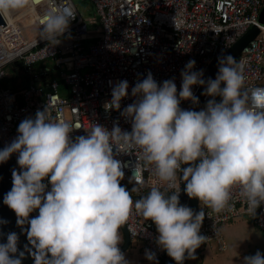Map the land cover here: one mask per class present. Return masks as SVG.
Listing matches in <instances>:
<instances>
[{
    "label": "clouds",
    "instance_id": "9594fccd",
    "mask_svg": "<svg viewBox=\"0 0 264 264\" xmlns=\"http://www.w3.org/2000/svg\"><path fill=\"white\" fill-rule=\"evenodd\" d=\"M29 4L0 0V17ZM73 18L56 0H48L39 21L41 39L59 44ZM217 61L215 78L205 80L204 70L193 71L196 61L189 60L180 73L179 92L174 78L158 84L149 71L131 89L134 102L121 112L131 131L118 123L111 130L92 123L87 135L73 138L71 133L81 126L53 118L47 108L22 120L16 138L0 150V163L18 154L20 171L12 170L13 186L3 203L14 211L18 226L28 225L22 228L28 244L19 251L18 234L7 233L6 243H0V264H22L25 253L34 264H130L119 245L120 229L133 210L155 224L157 245L176 264H183L186 253L195 259L196 250L208 240L200 234L205 212L180 203L178 180L185 182L189 198L217 214L233 210V193L238 191L254 217L264 203V87H246L244 61L223 53ZM109 84L111 100L105 108L119 111L129 83ZM194 85L202 86V95L211 99L200 111L182 109V100L199 103ZM133 150L140 152L143 163H136L130 177L135 181L132 192L145 187V169L175 190L153 186L133 200L121 185L127 165L116 158ZM36 210L38 215L30 217ZM7 223L0 219V225ZM145 257L156 260L149 250ZM243 264H264V254L246 256Z\"/></svg>",
    "mask_w": 264,
    "mask_h": 264
},
{
    "label": "built area",
    "instance_id": "2783aa9c",
    "mask_svg": "<svg viewBox=\"0 0 264 264\" xmlns=\"http://www.w3.org/2000/svg\"><path fill=\"white\" fill-rule=\"evenodd\" d=\"M89 1L96 9L93 19L86 18L73 0H56V6L74 18L55 46L42 40L39 31V21L48 10V0H30L26 8L2 17L6 24L0 25V143L3 147L16 138L22 120L34 118L37 110L45 108L53 118L81 126L71 133L73 138L87 135L92 123L109 130L118 123L122 130L131 131L130 121L121 112L136 99L131 89L138 80L146 78L149 71L158 84L174 78L179 92L180 73L189 60L196 61L193 71L203 69L205 74L207 67L253 26L259 27V33L235 59L246 63V87H264V24L259 25L264 0ZM95 24L96 28L91 27ZM15 62L20 65L15 66ZM39 64L41 67L37 69ZM9 67L21 76L14 88L4 86ZM53 70L57 72L55 75ZM122 80L128 81L129 94L122 99L121 109H106V102L111 100L109 82ZM46 88L49 92H45ZM199 89V85L192 87L195 96ZM209 99L211 97H205L203 108ZM191 106V100L181 101L182 109H191ZM17 156L12 154V159L20 171ZM139 157L138 150L116 156L127 165L121 185L133 200L146 195L153 186L167 189L166 183L158 181L145 169L142 171L145 187L132 192L135 181L130 182V177ZM177 187L181 193L179 180ZM231 203L232 211L217 214L199 201V211L203 208L205 212L200 234L208 240L196 254H203L213 243H217L219 251H225L227 246L221 228L241 217L252 218L264 232V203L256 209L254 217L247 213L238 191H234ZM37 215L38 210L30 217ZM125 226L131 240L142 242L145 250L155 253L156 260L150 264H160L166 251L156 243L155 224L133 210Z\"/></svg>",
    "mask_w": 264,
    "mask_h": 264
},
{
    "label": "water",
    "instance_id": "95a60500",
    "mask_svg": "<svg viewBox=\"0 0 264 264\" xmlns=\"http://www.w3.org/2000/svg\"><path fill=\"white\" fill-rule=\"evenodd\" d=\"M263 24H264V7L261 11L260 19H259V25H263ZM0 25H2V27L6 25L2 17H0ZM258 33H259V27L253 26L229 50H227L225 54H229L234 58H236L241 53V51L248 45V43L257 36ZM14 65L18 66L20 65V62H15ZM217 70H218V61L216 59L212 64H210L207 67L204 74V79L207 80V78L209 77L214 79ZM59 84L62 85L63 81L60 80ZM203 90H204L203 87L200 86V89L196 95L199 98V103L198 104L192 103L191 110L200 111L203 108L204 99L206 97L205 95H202ZM45 92H49V89L46 88ZM3 148L4 147L0 143V150H2ZM187 166L188 165H182V168ZM13 169L19 171V169L14 164L12 155L6 162L0 163V219L6 220L8 222L7 224L0 225V232L4 234L3 236H0V243H6L7 233L16 232L19 236L18 250L23 251L24 246L28 244V240L26 233L22 231V228L26 229L28 225L25 224L23 226H18L16 223L17 217L14 211H12L7 205L3 203L4 195L7 192H9L13 186L12 185ZM180 176H182V172L180 173ZM184 188H185V182L181 180V193L179 199L180 203L182 205H186L190 207L191 209H193L194 212H199V200L196 198H189L185 193ZM121 228L125 236V245L121 248V251H125L129 248L131 239L126 226L124 225ZM29 247H31V245H29ZM185 256L186 259L184 260L183 264H188L190 259L187 258V253L185 254ZM22 264H34V261L30 255L25 253V258L22 260ZM160 264H176V261H174L166 253L165 257L160 262Z\"/></svg>",
    "mask_w": 264,
    "mask_h": 264
},
{
    "label": "crops",
    "instance_id": "0c3cea01",
    "mask_svg": "<svg viewBox=\"0 0 264 264\" xmlns=\"http://www.w3.org/2000/svg\"><path fill=\"white\" fill-rule=\"evenodd\" d=\"M241 219H238L239 221L236 219V221L222 226V234L227 246L226 250L219 251L217 243L211 244L200 257L202 264H242L237 256H244L249 253L252 247L257 249L258 246L261 249L260 252L264 254V232L254 224L252 218L245 217V220ZM120 233L122 242L119 247L121 249L125 245V236L122 228ZM227 240H229L231 245H229ZM242 240L245 244L241 247L240 241ZM122 252L130 264H150V261L145 257V248L142 242L131 240L129 248Z\"/></svg>",
    "mask_w": 264,
    "mask_h": 264
},
{
    "label": "rangeland",
    "instance_id": "374dc122",
    "mask_svg": "<svg viewBox=\"0 0 264 264\" xmlns=\"http://www.w3.org/2000/svg\"><path fill=\"white\" fill-rule=\"evenodd\" d=\"M73 2L76 4L79 11L85 15L86 18H89V19L96 18L95 6L89 0H73ZM97 26L98 25L95 24V25H92L91 27L96 28ZM47 65H51L50 62H47ZM6 72H7V79L4 81V86L14 88L15 84L17 82H19V79H21V76H20L18 71H14L11 67H9ZM56 73H57L56 70H53L52 74L55 75ZM61 89H64L63 86H61ZM241 218H243V219H241ZM241 218H238V219L245 220L244 219L245 217H241ZM234 221H236V220H234ZM228 224H230V223H228ZM225 225H227V224H225ZM244 241H246V239H244ZM227 242L229 243V245H231L229 240H227ZM240 244L242 247L245 244V242H243V240H242V241H240ZM258 247H257V249L255 247H252L250 249L249 253L245 254L244 256H242V255L237 256V257H239V260L242 262V264H243V258L244 257L249 256V255H255V253L257 251H261V249ZM141 248H142V246H141ZM195 256H196V258L190 259L188 264H202V260L200 259V257L198 255H196V253H195Z\"/></svg>",
    "mask_w": 264,
    "mask_h": 264
},
{
    "label": "trees",
    "instance_id": "16d2710c",
    "mask_svg": "<svg viewBox=\"0 0 264 264\" xmlns=\"http://www.w3.org/2000/svg\"><path fill=\"white\" fill-rule=\"evenodd\" d=\"M40 65H41V64H39V65L36 66L37 69L41 67ZM166 253H167V252H166ZM196 255H198L199 257H201L203 254H200V253H199V254H196Z\"/></svg>",
    "mask_w": 264,
    "mask_h": 264
},
{
    "label": "bare ground",
    "instance_id": "6f19581e",
    "mask_svg": "<svg viewBox=\"0 0 264 264\" xmlns=\"http://www.w3.org/2000/svg\"><path fill=\"white\" fill-rule=\"evenodd\" d=\"M49 64V63H48ZM41 66V65H40ZM238 220V219H237Z\"/></svg>",
    "mask_w": 264,
    "mask_h": 264
}]
</instances>
